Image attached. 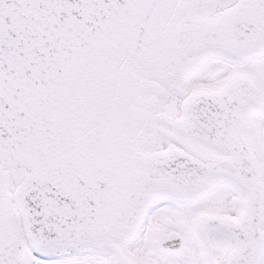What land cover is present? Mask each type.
Instances as JSON below:
<instances>
[{"label": "snow or ice", "instance_id": "6c2138e0", "mask_svg": "<svg viewBox=\"0 0 264 264\" xmlns=\"http://www.w3.org/2000/svg\"><path fill=\"white\" fill-rule=\"evenodd\" d=\"M0 264H264V0H0Z\"/></svg>", "mask_w": 264, "mask_h": 264}]
</instances>
